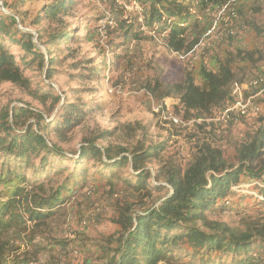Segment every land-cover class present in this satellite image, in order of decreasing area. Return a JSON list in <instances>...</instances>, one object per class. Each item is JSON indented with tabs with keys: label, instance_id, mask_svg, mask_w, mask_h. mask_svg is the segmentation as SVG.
<instances>
[{
	"label": "trees",
	"instance_id": "trees-1",
	"mask_svg": "<svg viewBox=\"0 0 264 264\" xmlns=\"http://www.w3.org/2000/svg\"><path fill=\"white\" fill-rule=\"evenodd\" d=\"M21 1L8 3L10 11L0 9V83L10 81L26 89L41 107L30 102L13 106L8 102L0 107V264L39 262L43 251L66 248L70 243L83 255L80 264H264V214H250L241 227L210 216L225 210L264 208L258 197L236 191L241 183L264 181V123L236 139L228 154L210 140L197 138V149L184 169L168 162L158 173L148 161L167 149L166 141L144 144L139 139L132 147L102 145L98 140L111 133L104 129L98 136L83 139L76 151H68L53 133L65 137L79 125L86 103L67 99L61 87L55 88L47 80L54 78V65L60 60L55 48L61 50L69 43L74 31L59 28L45 38L48 27L36 29V34L26 30L18 11ZM75 1L44 3L32 25L67 15ZM136 1L143 8L145 25L158 33L165 31L169 49L189 52L201 41L204 25L197 12H191V3ZM192 1L203 12L229 0ZM252 25L258 35L264 32ZM139 27L121 19L116 29H108L109 37L119 35L124 43L141 40L144 34ZM225 39L228 47H221L222 52L213 48V67L201 60L198 82L194 69L174 81L156 75L146 81L149 92L165 104L167 98H175L176 113L186 119L215 118L232 100L233 84L243 86L251 80L244 69L264 57L263 47L234 45L230 33ZM11 46H18L19 54ZM34 66L45 78L38 85L32 84L27 73ZM263 85L264 81L258 89ZM216 122L221 121L196 125L213 127ZM212 131L215 133L214 128ZM258 161L260 166H254ZM89 184L108 186L111 197L124 190L109 217L115 229L92 239L81 237L79 242L46 235L50 220ZM253 188L264 194L263 185ZM93 255L97 261L92 260Z\"/></svg>",
	"mask_w": 264,
	"mask_h": 264
},
{
	"label": "rangeland",
	"instance_id": "rangeland-1",
	"mask_svg": "<svg viewBox=\"0 0 264 264\" xmlns=\"http://www.w3.org/2000/svg\"><path fill=\"white\" fill-rule=\"evenodd\" d=\"M13 1L21 0H0V9L10 11L8 3ZM22 1L18 11L22 14L26 30L36 34V29L48 27L45 38L59 28L74 31V38L69 43L63 44L61 50L55 48V56L58 55L60 60L54 65L57 69L54 78L47 80L53 87H61L67 99L86 103L84 117L79 125L65 137L53 133L52 137L68 151H76L83 139L98 136L104 129L111 133L98 140L102 145L110 143L132 147L139 139L144 144L166 141L167 149L148 161V166L155 168L158 173L159 167L168 162L184 169L197 149V138L210 140L228 154L232 153L236 139L264 123V85L262 89H258L259 85L251 86V80L257 78L253 75L264 74V57L254 67L247 66L244 69L245 75L249 73L248 76L252 77L243 85L244 94L246 97L253 96L252 100L259 106V111H250L245 116L235 115L230 122H216L213 127H197L196 124L181 127L164 119L154 111L153 102L163 103L166 109L177 114L174 106L177 100L167 98L165 104L149 92L146 82L156 75L174 81L185 77V73L191 69H194L195 81L198 82L196 72L201 60L204 58L213 67V48L222 52L221 47H228L225 39L228 33L234 36V45L264 48V32L258 35L252 25L264 28V0H229L227 4L215 5L203 12L197 10L192 0H185L192 4L191 12H197L204 25L201 41L189 52L169 49L165 43V31L158 33L157 29L150 30L145 25L143 8L136 0H76L67 15L36 26L32 25V18L44 3L51 0ZM225 6L228 7L223 11ZM255 7L259 9L256 11ZM121 19L126 20L127 24H140L144 38L125 43L119 35L111 39L108 29H116ZM11 50L16 54L21 51L18 46H11ZM75 62H78L77 65L72 66ZM27 73L33 85L45 79L43 71L37 70L36 66ZM248 76L243 78L246 80ZM8 102L12 106L30 102L37 108L41 107L40 102L34 100L26 89L10 81L0 83V107ZM260 162L254 163V166H260ZM257 184L264 186V181L258 179L241 183L236 186V191L248 193L253 199L258 197L263 206L264 194L253 188ZM108 189V186H86L73 202L50 220L45 234L79 242L81 237L92 239L99 237L101 232H111L115 227L109 217L113 214L115 199L123 196L124 190L111 197ZM145 201L151 203L152 200L147 198ZM250 214H264V208L240 212L225 210L210 216L233 227H241ZM70 244L66 248L59 246L53 251H43L39 255V262L31 264H80L83 255L76 253L75 245ZM92 260L97 261V256L93 255Z\"/></svg>",
	"mask_w": 264,
	"mask_h": 264
},
{
	"label": "built area",
	"instance_id": "built-area-1",
	"mask_svg": "<svg viewBox=\"0 0 264 264\" xmlns=\"http://www.w3.org/2000/svg\"><path fill=\"white\" fill-rule=\"evenodd\" d=\"M228 6H225L223 8V11L227 9ZM234 13V12H233ZM184 25V23H182ZM264 75V74H261ZM257 75V76H261ZM264 78L257 77L251 81V86H257L259 85ZM231 95L233 96L232 100L227 102L224 106V108L218 110L215 118H182L179 115L172 113L169 111V109H166L165 105L163 103L153 102V109L157 113H159L164 119H168L171 123L178 125V126H189L194 124H199L203 121H212V120H219L223 121L224 123L229 122L235 115L239 116H245L250 111L258 112L259 106L254 104L252 97H246L244 94V86H242L240 83H234L231 90Z\"/></svg>",
	"mask_w": 264,
	"mask_h": 264
}]
</instances>
